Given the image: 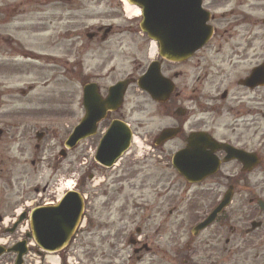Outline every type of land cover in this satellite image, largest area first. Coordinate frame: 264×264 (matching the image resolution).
<instances>
[{"label":"flooded vegetation","instance_id":"obj_1","mask_svg":"<svg viewBox=\"0 0 264 264\" xmlns=\"http://www.w3.org/2000/svg\"><path fill=\"white\" fill-rule=\"evenodd\" d=\"M32 1L36 5L33 13L46 15L43 23L47 20L53 22L48 15L49 10L64 11L67 18L61 21L64 27L68 25L72 29L61 33L60 41H88L94 47L96 41H110L117 34L123 36L138 29L144 41H153L154 32L144 30L142 25L158 28L165 23V16L161 13L164 8L159 6L164 0ZM174 1L179 4L192 2ZM201 1L204 14L193 16L192 22L205 30L211 28L209 42L186 60L171 62L157 55L144 62L137 77L133 73L127 77L131 80L130 88L156 63L165 79L164 86H160L161 91L172 88L165 101L156 103L160 113L170 119L172 125L164 127L159 135L151 139V144L162 164L165 158L168 159L166 168L176 175L178 181H172L171 187L165 188L162 185L165 170L161 166L158 182L150 191H146L148 186L146 182L137 180V173L133 175L128 167H124L123 171L120 169L122 163L126 162L125 158L132 154V147L111 168L95 161L97 175L105 176L108 172L115 174L112 183H104V180L95 184L98 213L101 215L105 212L106 218L98 216L94 222L89 219L86 201L83 220L69 246L58 253L45 251L33 238L31 215L35 210L57 206L64 193L59 197L51 196L55 193L51 177L38 200L26 203L18 211L26 198L15 207L10 206L6 196L13 173L16 170L20 178L30 172L23 170L24 174L19 173L17 163L20 157L12 162L6 157V146L21 137L22 140L25 138L24 145L18 141V147L23 149L32 139L35 144L33 156L37 158L44 148L46 134L43 131L35 135L19 132L26 128L21 126L26 120L24 117L7 119L5 129H0V264H84L85 259L74 249L80 246V235L90 233L91 228L96 235L93 257L87 259L91 264H243L246 260L242 258L244 254H264V74L257 73L258 69L264 68V0ZM103 2L104 8L113 13L107 19L111 23L85 25L84 22L88 20L99 19L93 15L98 14L100 8H95L91 3L101 6ZM125 2L131 7H135L132 3H142L141 7L135 8L143 14H129ZM57 4L63 5L53 7ZM22 6L20 0H0V27L17 23L21 17H25L27 14L22 15ZM192 18L184 22L191 26ZM121 29L124 31H119ZM47 32L48 29L43 28L38 34ZM10 40V37L0 33V47H8L9 51L28 60L31 57L42 58L41 55L32 56L25 49H16L15 45L19 44ZM80 58L78 56L73 62L79 72L83 69ZM91 83L87 82L84 86ZM94 84L98 85L101 92L99 84ZM110 114L99 124L98 134L94 136L98 137L96 150L114 121L126 122L124 118H113L114 113ZM107 119L109 122L102 132L101 127ZM169 129L176 131L175 136L168 140L161 138V133ZM194 138L197 140L191 145L190 140ZM204 138L211 144L205 143ZM212 141L222 148L214 150ZM133 143L131 146L135 145ZM61 147L60 156L64 149L63 143ZM188 148L194 152L192 154L201 153V150L214 153V163L218 164L216 174L200 182H187L180 176L173 162L179 153ZM206 161L204 158H192L191 170L206 171L201 166ZM36 163L37 160L33 159L30 166L34 168ZM48 166L55 176L63 174L62 165ZM227 168L229 171L226 172ZM253 175L257 176L254 182L251 180ZM95 178L94 174L89 177L90 181ZM180 180L183 186H176L181 183ZM85 185V177L81 175L74 188L81 193ZM203 186H206L204 190ZM38 192L36 189L35 193ZM44 194L46 198H43ZM81 194L84 195V192ZM223 202L226 205L216 220L207 228L199 229ZM166 203L169 205L167 210ZM184 209L186 219L194 221L186 229L181 228L180 221ZM158 216L161 221L157 220ZM185 237L189 241L181 245ZM199 253H209L206 256L208 260L202 263L191 261ZM182 254L187 256L186 260L181 261ZM50 257L56 262L50 261ZM165 258L169 261L166 262ZM257 263L264 264V261Z\"/></svg>","mask_w":264,"mask_h":264},{"label":"rangeland","instance_id":"obj_2","mask_svg":"<svg viewBox=\"0 0 264 264\" xmlns=\"http://www.w3.org/2000/svg\"><path fill=\"white\" fill-rule=\"evenodd\" d=\"M20 1L23 5L21 7L22 15H27L21 17L17 23L0 27V33L5 37H10V41L19 44L15 45L16 49H25L32 53V56L41 55L42 58L31 57L32 59L28 60L13 51H9L8 47L1 45L0 129H5L6 125L4 123H7L5 120H13L16 116H21L26 119L21 126L26 128L21 129L19 132L35 135L36 132L43 131L46 138L43 143L44 148L37 158L33 156L35 144L32 139L23 149L18 147L20 142L24 145L25 138L22 140L21 137L6 146V157L12 162L15 161V158L20 157L19 164L17 163V167L20 168L19 173L23 170V172H30L28 175L22 172L24 176L21 175L19 178L15 170L12 175L10 189L7 191L6 198L9 199L7 201L11 207H15L23 198H26L23 201L25 203L19 205L20 208L17 209V211L21 210L26 203H33L40 198L42 189L51 177L54 185L53 190H55V193L51 196L59 197L69 191V182L72 183L71 189H73L78 184V178L84 175L86 185L83 187L84 190L80 192H84V196L88 197L86 199L89 210L88 218L92 219L93 222L98 216L105 219L107 215L105 212L101 215L98 213L95 184L97 181L104 180V183H112L115 174L108 172L105 176L97 175L94 168V156L98 137H92L90 140L81 142L78 148L68 151V157L64 159L58 154L62 148L61 143L64 145L74 127L83 117L82 90L87 82H97L101 94L106 95L110 86L127 79L131 73L134 74V77H137L144 62L154 59L157 54L155 56L151 55L152 42L144 41L139 29L132 30L123 36L117 34L110 41H96V47L88 41H60V34L66 29H72L68 25L64 27V22L61 21L62 18H67L64 11L62 9L49 10L48 15L53 22L47 20L46 23H43L46 15L33 13L36 11V5L32 0ZM91 4L95 8H100V12L93 15L98 16L99 19L88 20L84 22L85 25L96 22L111 23L107 19H110L113 13L111 10L104 8V2L101 6L96 3ZM62 5L57 4L53 7H62ZM44 10L41 9L40 11ZM43 28L48 29V32L38 34ZM119 31H124V29ZM49 36H51L50 40ZM44 55L46 56L43 57ZM78 56L81 57L82 62L80 61V64L83 65L80 72L77 65H73ZM112 117L124 118L132 128L134 137L141 143V146L138 144L132 146V154L125 158L126 162L122 163L120 168L122 171L124 167H128L133 175L137 173V180L146 182L145 184L148 186L146 191H150L158 182L161 166L165 170L164 183H162L165 188L171 187L170 183L172 181H178L176 175L166 168L168 159L165 158V163L162 164L160 162L161 158L151 144V139L159 135L164 127L171 126L172 121L160 113L157 104L137 86L136 82L129 88L123 106ZM108 122L109 119L104 122L101 131L107 126ZM173 148L170 147L169 149ZM33 159L37 160L34 168L30 166ZM56 164H60L64 168L62 175L55 176L53 170L48 166L55 167ZM225 171H229L228 168ZM93 174L96 175V178L90 181L89 177ZM256 178V175L251 176L252 182ZM180 182L176 186H183V182L181 180ZM205 187L203 186V190ZM36 189L39 190L37 194L35 193ZM46 196L44 194L43 198H46ZM55 197H53V200ZM168 207L169 205L166 203L165 209L167 210ZM186 217L184 209L181 212V228L185 227L186 229L194 222L193 220L188 221ZM157 220L161 221L159 216ZM176 221L178 222V219ZM6 222L9 223L8 220ZM23 229L25 230L26 227L24 226ZM89 230L90 233L80 235V239H82L80 246L78 249H74L85 259L84 264H91L87 259H92L94 253L96 235H94V229ZM187 241L189 240L186 237L182 238L181 245H185ZM207 254L209 253H199L196 257H192L191 261L196 263L205 262L208 260V257L206 259ZM168 257H171V255L168 254ZM242 258L243 260L246 259L243 264H255L264 261V254H244ZM186 259L187 256L185 257V254H182L181 261ZM165 261L167 262L169 259L165 258Z\"/></svg>","mask_w":264,"mask_h":264},{"label":"water","instance_id":"obj_3","mask_svg":"<svg viewBox=\"0 0 264 264\" xmlns=\"http://www.w3.org/2000/svg\"><path fill=\"white\" fill-rule=\"evenodd\" d=\"M173 1L164 0L160 4L165 8L164 13L171 18L170 26L154 29L152 26L149 28L145 25L144 28L145 30L154 32V37L158 40L155 42L159 45L160 56L170 61H182L190 58L208 42L211 36V28L209 27L208 30H205L202 27L199 28L194 25L192 22V17L201 12L200 0H197L196 4L193 2L192 5H178ZM188 18H192L191 26L184 22ZM202 30H204V35L201 34ZM164 81L158 64H152L147 74L138 80V86L141 90L146 91L155 102H163L172 92V88L168 91H161L160 86H164ZM130 83L131 81H124L111 87L105 99L101 97L95 84H89L84 88L83 102L86 114L66 141V149H74L82 140L92 137L97 133L99 123L106 118L108 113L118 111L123 105ZM175 134V130L169 129L163 131L160 137L168 140L174 137ZM131 140L132 130L130 127L122 121H114L100 142L95 156L96 162L106 167H112L121 158L123 153L129 149ZM195 140L197 139L190 140L191 145L195 143ZM203 141L211 144L205 138ZM213 147L214 150L222 148V146H219L215 142H213ZM201 151V153L198 151L196 152L197 154H192L194 152L191 151V148H188L186 151L179 153L174 159V166L189 182L201 181L215 174L218 168V164L214 163L213 160L215 158L214 153H206L205 150ZM65 154L66 150H64L63 157ZM201 154L203 155L202 157ZM191 157L206 159L207 161L201 166L202 170H207L192 171ZM226 202H223L200 225L199 229H204L215 221L219 212L225 207ZM83 211L84 200L76 191L68 192L64 196L62 203L58 206L33 211L31 215V230L38 246L48 252H58L65 248L73 237L77 225L82 218Z\"/></svg>","mask_w":264,"mask_h":264},{"label":"bare ground","instance_id":"obj_4","mask_svg":"<svg viewBox=\"0 0 264 264\" xmlns=\"http://www.w3.org/2000/svg\"><path fill=\"white\" fill-rule=\"evenodd\" d=\"M125 6H126V10L129 14H133V15H139L140 14V10L135 8V7H131L130 5L127 4V2H125ZM157 46L155 44L152 43V47H151V55L152 56H155L156 53H157ZM134 144H138L139 146H141V143L138 139H134ZM70 187L69 190H71L72 188V183L69 182V185ZM50 261L52 262H56V259H53L52 257L49 258Z\"/></svg>","mask_w":264,"mask_h":264},{"label":"snow or ice","instance_id":"obj_5","mask_svg":"<svg viewBox=\"0 0 264 264\" xmlns=\"http://www.w3.org/2000/svg\"><path fill=\"white\" fill-rule=\"evenodd\" d=\"M257 73H258V74H264V68L258 69V70H257Z\"/></svg>","mask_w":264,"mask_h":264}]
</instances>
